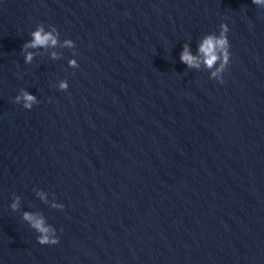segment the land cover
<instances>
[{
  "label": "water",
  "instance_id": "water-1",
  "mask_svg": "<svg viewBox=\"0 0 264 264\" xmlns=\"http://www.w3.org/2000/svg\"><path fill=\"white\" fill-rule=\"evenodd\" d=\"M40 23L76 47L25 63ZM222 23L224 83L180 60ZM26 211L60 242L38 243ZM0 264H264V8L0 0Z\"/></svg>",
  "mask_w": 264,
  "mask_h": 264
},
{
  "label": "clouds",
  "instance_id": "clouds-1",
  "mask_svg": "<svg viewBox=\"0 0 264 264\" xmlns=\"http://www.w3.org/2000/svg\"><path fill=\"white\" fill-rule=\"evenodd\" d=\"M252 3L258 7L264 8V0H252ZM48 29L49 30H46L45 25L40 23L36 30L31 32V39L22 47L25 63L31 64L36 55L35 52L29 51V49L55 48L58 45L68 48L76 47L72 39H64L63 44H60V32L54 25H48ZM229 31L228 24L222 23L220 25L219 35L216 33L206 35L198 45L197 55H193L190 46L185 44L180 54L181 62L186 64L189 68L196 69H199L203 64L211 71L210 78L224 83L223 74L231 62L230 42L228 39ZM51 57L53 59H58L60 58V54L53 51ZM69 65L74 68L79 67L78 61L75 59L69 60ZM58 88L61 91H66L69 88L68 81L61 80ZM15 102L23 104V107L26 109H32L34 105L39 103L37 97L25 89L20 90L19 94L15 97ZM38 195H40L42 200L46 201V196L43 193H39ZM19 206L20 197L16 196L14 202L11 204V209L17 211ZM52 207L62 210L65 206L62 203H53ZM22 218L39 233L37 240L41 245H56L60 242L56 228L47 224L42 214L26 211L23 213Z\"/></svg>",
  "mask_w": 264,
  "mask_h": 264
}]
</instances>
